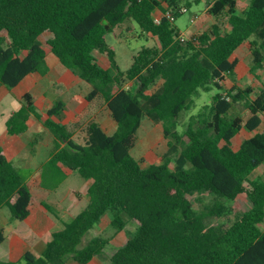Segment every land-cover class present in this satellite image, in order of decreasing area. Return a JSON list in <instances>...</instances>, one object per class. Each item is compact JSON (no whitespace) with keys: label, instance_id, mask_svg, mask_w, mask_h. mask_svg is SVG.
Listing matches in <instances>:
<instances>
[{"label":"trees","instance_id":"trees-1","mask_svg":"<svg viewBox=\"0 0 264 264\" xmlns=\"http://www.w3.org/2000/svg\"><path fill=\"white\" fill-rule=\"evenodd\" d=\"M193 1L0 0V86L13 88L29 74L50 71L41 40L49 33L51 53L93 86L87 99L102 96L118 124L108 135L92 120L79 143L67 124L50 118L64 109V101L46 111L43 123L55 137L49 164L65 165L90 180L89 203L52 233L42 255L27 251L24 263L0 258V264H86L110 243L102 234L83 241L106 213L117 230L136 223L110 257L112 264H264V84L258 91L251 85L223 91L242 44L250 45L251 73L256 76L264 67V0H250L242 11L237 0H206L208 13L227 14L230 28L223 31L214 23L182 40L175 21ZM157 9L164 13L159 21ZM129 19L155 43L141 46L123 70L109 40ZM96 52L107 57L108 68L100 65ZM127 81L132 82L128 87ZM214 88L221 91L190 115L180 132L181 114ZM237 103L244 104L245 116L232 114ZM32 113L41 118L26 93L6 120L8 133L27 131ZM145 117L161 123L168 146L162 162L147 166L132 154ZM242 129L254 134L235 149L233 139ZM260 168L263 173L252 178ZM62 177L54 175L55 186ZM194 193L212 195L206 211L195 209L189 198ZM242 193L251 202L248 210L222 229L206 223L209 215L229 213L228 202ZM31 200L27 174L0 147V209L23 220ZM4 240L0 228V244Z\"/></svg>","mask_w":264,"mask_h":264},{"label":"crops","instance_id":"crops-1","mask_svg":"<svg viewBox=\"0 0 264 264\" xmlns=\"http://www.w3.org/2000/svg\"><path fill=\"white\" fill-rule=\"evenodd\" d=\"M237 1L238 10L242 11L248 7L250 0H243L244 3L241 0ZM204 2L205 10L208 13V4L206 0H204ZM162 15H164V13L159 9L154 12L155 18H160ZM194 18L195 20L193 22H197L199 20V15ZM126 23H131L134 26L136 24L130 19L125 21L119 28L115 29L111 37L113 34L117 33L118 29H122V26ZM188 31L180 30L182 34ZM45 34L51 37V34ZM109 42L114 47L115 44H118L120 48L122 47V41L115 43L110 38ZM245 47L248 48L250 60L249 70L251 73L252 54L248 43L242 44L235 51L233 57L238 60L239 56L237 55V51L239 49L246 51ZM46 52L47 60L50 65V71L46 75L32 73L13 88H7L4 85L0 86V121H5V126L8 116L19 109L23 104V97L26 93L32 95L34 104L41 114L40 119L37 118L34 113L30 115L27 121V131L11 135L6 128L0 138V147L5 156L13 161L17 167L27 173V183L32 193V200L29 206L30 213L25 219H13L6 208L3 207L0 209V215L3 214L5 220L1 221L0 219V228L3 229L5 234V240L0 244V246L5 244L3 249V254L5 253L7 256V260L5 261L19 262L27 251L37 256L42 255L52 233L62 229L65 222L73 219L89 203L87 191L91 183L90 180H82L85 178H83L77 170H73L65 165L58 167L49 164V160L55 151V137L43 123L49 117L46 111L51 108L55 102L59 100L64 101V109L59 114L53 115L50 118L54 121L67 124L73 132L72 138L79 143H84L87 126L92 120L97 121L108 135L114 134L118 127L117 122L111 116L107 103L102 96H97L91 101L87 99L88 93L92 90L89 86L91 84L75 75L57 58L55 62L50 61L48 59L51 53L50 47ZM97 53L99 52L95 53L96 58L98 57ZM103 56L107 59L105 55ZM131 57L129 65L131 63ZM117 58L121 69L125 70L129 67V65L126 68L121 66L118 52ZM238 64L239 61L237 62L235 70ZM109 65L108 61V65L102 66L108 68ZM255 77L258 80L257 83L255 85H248L253 86L255 91H258L264 84V67L257 70ZM131 84L132 82L129 81L126 86L128 87ZM18 89L19 91H17ZM97 100H99L98 103H96ZM85 117L88 118L85 120ZM242 131H246L248 134L245 138L254 134V132L245 129H242L240 132ZM236 136L234 138H236ZM239 146L235 148L233 145L235 149H238ZM57 172H59V175L63 174V177L59 181V184L55 186L54 175H56ZM105 250L106 248L104 249V253ZM113 254H111L110 257ZM103 255L94 256L92 260L86 264H103ZM67 264L79 263L68 260Z\"/></svg>","mask_w":264,"mask_h":264},{"label":"rangeland","instance_id":"rangeland-1","mask_svg":"<svg viewBox=\"0 0 264 264\" xmlns=\"http://www.w3.org/2000/svg\"><path fill=\"white\" fill-rule=\"evenodd\" d=\"M243 3L244 1L241 0ZM199 15V20L193 22L192 19ZM213 23H219L220 27L223 31L228 30V16L227 14H222L220 16H211L205 10V2L204 0H194L191 6L185 10L176 20V25L180 28L181 31H189L185 33V37L193 38L204 30H208ZM48 35L44 34L41 36V40L44 44L46 50H49V45L47 44ZM111 40L115 43L118 41H122L121 48L118 44H115L117 52L119 53L120 64L123 68H126L129 65L130 57L133 53H135L141 46L143 45H152L155 43L149 35L143 33L140 27L135 24L126 23L122 26V29H118L116 34H113ZM110 41V40H109ZM246 51L243 49H239L237 51L238 57V67L237 69L227 76V80L223 82L224 92L234 86H248V84L255 85L257 83V78L250 73L249 70V55L248 48L245 47ZM247 52V53H246ZM97 58L99 59V63L101 65H108L107 59L97 53ZM48 59L52 62L57 61L56 57L50 53ZM128 84H125V86ZM93 88L92 85H89ZM19 91V89L17 90ZM16 91V92H17ZM221 90L214 88L210 92H202V94L196 98L195 106L190 110L184 111L179 119V131L183 132L186 128L188 119L190 115L197 113L204 104H206L213 95ZM99 100L96 101L98 103ZM233 115H243L247 114V109L245 108L243 103L234 104L232 108ZM88 118V117H87ZM85 117V120L87 119ZM84 120V119H83ZM84 120V122H85ZM0 138L1 135L5 132L6 126L5 121H0ZM246 131L240 132L236 138L233 140V145L237 148L241 141L247 136ZM168 149L167 141L163 135V129L161 123L154 122L148 117H145L142 121V125L138 131V140L135 147L132 149V154L135 158L140 160L143 166H147L151 163H159L163 161L164 154ZM174 162L171 163V167H173ZM26 173V172H25ZM262 168L256 170L251 177H255L259 174H262ZM27 174V173H26ZM86 181V179H82ZM246 185H248L246 183ZM192 201L194 207L198 211H206L208 206L212 203L213 198L209 193L199 194L194 193L189 196ZM228 205L230 206V212L225 214L224 216L217 217L215 215H209L206 217V223L208 225H214L219 229L227 227L229 224L235 220L236 216L248 210L251 206V202L248 196L245 193L240 194L235 200L229 201ZM110 213H106L100 222H98L84 237V243L87 242L91 237L102 234L106 237H110L112 240L110 244L106 247L105 253L102 256L103 264H111L110 255L113 254L117 248L122 245L129 236V233L133 231L136 227V223L129 222L125 229L117 230L115 227L111 225L110 222ZM1 221L4 220L3 214L0 215ZM264 227V224L262 225ZM5 244L0 246V257L3 260H7V256L4 253L3 249ZM21 263H24L23 258L21 259Z\"/></svg>","mask_w":264,"mask_h":264},{"label":"built area","instance_id":"built-area-1","mask_svg":"<svg viewBox=\"0 0 264 264\" xmlns=\"http://www.w3.org/2000/svg\"><path fill=\"white\" fill-rule=\"evenodd\" d=\"M166 16H167L168 18H170L171 20H174V19H175L173 13L170 12V11H168V12L166 13ZM156 20L159 21L160 18H156ZM194 20H195V18L192 19V21H194ZM181 39H182V40H185V39H187V38L185 37L184 34H181Z\"/></svg>","mask_w":264,"mask_h":264}]
</instances>
